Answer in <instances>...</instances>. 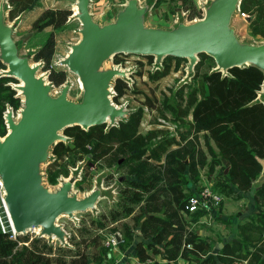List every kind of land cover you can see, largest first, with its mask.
Returning a JSON list of instances; mask_svg holds the SVG:
<instances>
[{"label":"trees","instance_id":"obj_1","mask_svg":"<svg viewBox=\"0 0 264 264\" xmlns=\"http://www.w3.org/2000/svg\"><path fill=\"white\" fill-rule=\"evenodd\" d=\"M181 2L185 9L191 7L195 12L192 0ZM26 6L23 4L20 11ZM240 9L250 10V15L254 13L249 22L252 31L264 30V0H240ZM70 13L69 8H47L33 21V27H57L66 21ZM54 45L55 34L51 30L37 49L34 59L42 58L44 68L49 69L48 78L60 84L66 78V71L64 68L55 69L51 64ZM119 54H113L115 62L119 61ZM199 54L211 56L205 52ZM12 77L5 73L0 75V119L7 105L6 98L13 99L9 102L12 105L19 102L16 89L7 83ZM204 80L208 91L202 97L192 98L191 117L195 130L203 131L209 153L196 140L188 138L184 143L168 149L162 161L160 158L149 160L150 156L147 160H139L136 153L131 154L128 158L133 162L131 172L137 178L126 181L127 186L122 188L118 203L120 207L100 213L99 218H91L88 224H80L76 228L77 233H70L67 242L49 240L30 231L10 236V232L3 231L0 226V264H108V250L101 242L100 233L94 232L93 228L102 229L118 217L128 215L132 223H123V240H130L133 228L138 227L144 238H150L147 244L151 248L153 246L154 253L161 251L168 261L184 257L195 264H240L242 259L246 260L245 264H264V180L257 188L253 187L262 169L261 158L264 157V100L257 98L264 72L254 64L236 65L224 72L218 68L211 69L204 74ZM112 86L115 90L113 99H117L125 92L127 82L116 76ZM104 126L105 122L88 128L72 124L63 129L73 136L78 145H85L89 139L95 138L97 142L93 150H97L100 147L97 146L98 141L104 135ZM107 151L104 147L97 155ZM114 151L116 154L112 160L117 157L118 146ZM207 154L211 156L208 162ZM184 161L191 176L208 163V175L214 177L212 187L222 196L235 193L241 197L244 191L252 194L256 210L247 218L246 215H239L244 220L234 223L236 232L217 251L212 250L210 238L198 234L193 227L188 228V220L184 216L194 214L197 220L215 216L214 206L210 210L204 207L194 211L181 210L189 196L198 191L187 193L180 183V168ZM86 167L84 175L74 182L80 189L91 187L89 165ZM140 199L143 204L134 212V202ZM156 239H160L162 244L155 245ZM142 241L140 239L134 248L137 254L143 253L147 257ZM140 257L143 258L142 255Z\"/></svg>","mask_w":264,"mask_h":264},{"label":"rangeland","instance_id":"obj_2","mask_svg":"<svg viewBox=\"0 0 264 264\" xmlns=\"http://www.w3.org/2000/svg\"><path fill=\"white\" fill-rule=\"evenodd\" d=\"M137 1L139 5H147L144 19L146 25L170 28L179 22L189 23L201 17L209 0H199V2L192 0L194 13L191 7L185 9L181 0ZM6 2V22L13 28L12 35L20 53L27 54L31 63L38 65L37 73L42 74L45 80L51 84V93L53 95L58 94L62 86L67 84V97L76 101L80 100L82 86L77 74L70 71L66 65L60 63L61 58L69 51L71 44L76 42L81 36L79 31L81 27L80 20L74 15L77 9V0H6ZM126 2L127 0H89V11L94 20L103 23L107 20H113L116 12ZM23 4H27L26 7L32 4L33 8L40 9L39 15L47 8L56 7L69 8L71 13L66 21L57 27L47 25L42 29H38L33 27L32 22L27 24L24 22L25 19L23 20L22 18L21 21V18L17 17ZM189 4L190 2L186 3V6H189ZM190 13H192L191 16ZM252 18H254V13L250 15V10H241L239 2L238 8L233 14L232 25L236 27V32L241 40L262 43L264 42V30L252 31L249 23ZM242 24L244 28L241 27ZM51 30L55 34L51 64L55 69L64 68L66 71V78L60 84H55L48 78L49 69L44 68L42 58L34 59L37 49ZM118 57L119 61L115 62L113 55L110 56L103 63V67H118L125 71V75L121 76L127 82L125 92L119 95L117 99H113L114 92L111 91L110 97L116 106L124 107L126 113L122 117H117L114 123H110L109 120L105 122L104 135L98 141L97 146L100 147L97 150H93V146L97 142L95 138L89 139L85 145H78L72 135L61 129L59 132L65 137L57 139L51 144L49 155L46 161L41 164L43 183L50 190L58 188L61 181L68 179L70 176L81 178L86 171V165H89L88 172L91 178V187L80 189L73 183L70 193H76L78 197H83L92 188L99 187L101 189V194L93 208H88L84 211H74L71 216L62 213L57 217L56 222L66 232L65 242H67L70 233H77L76 228L80 224H88L91 218H99L100 213H108L111 209L120 207L118 203L121 200L122 188L127 186L126 181L137 178L131 172L133 162L128 159L131 154L136 153L140 157L139 160H147V156H150L149 160H152L151 158H160L162 161L168 149L184 143L188 138L200 143L206 153H209L210 150L203 139V131L195 130L191 109L193 106L192 98L202 97L208 91L204 74L217 67L214 58L198 54L197 60L189 70V59L187 57L174 58L171 55H164L157 61L154 55L149 58L143 54L125 52L120 53ZM7 68L8 64L0 57V75L4 74L3 70ZM12 78L6 80L10 86L16 89L19 102L17 105H12L9 102H12L13 99L11 101L6 98L7 105L3 112V118L0 119V136L2 137L9 130L7 112L10 110L13 119L16 120L23 105V95L15 86L20 80L15 77L14 79ZM257 98L264 100L261 89ZM116 146H118L119 151L117 157L112 160L116 154V151H114ZM104 147L108 151L105 154L97 155ZM210 159V154H207V162ZM49 168L50 171H47ZM219 169L218 167L217 170ZM180 172L179 180L187 193L199 190L207 181H210L211 185L214 181V177L208 175V163L199 167L196 174L191 176L184 161ZM248 192L250 191L242 192V194L245 193L241 195L244 201L235 193H231L228 196H222L219 193L221 195L220 203L214 207L211 205V208H215V213L217 214L215 216L212 215L211 217L213 218L207 220H197L193 216L194 214H185L184 216L188 220V228H199L200 235L210 238L212 250H219L220 246L236 232L234 223L244 218L240 219L239 215H244L242 209L248 205L246 198ZM142 204V199L134 202V212L138 211ZM251 204L254 205V202ZM255 210L256 208L254 207L249 210V213ZM249 213L246 214L245 218H247ZM227 218L230 225L224 222L227 221ZM124 222L132 223L129 215L118 217L116 221L109 222L102 229L93 228L94 232L100 233L101 242L106 246L108 254H112L114 257L118 254L121 257L122 253L120 261L114 264H195L193 260H188L184 257L168 261L163 258L161 251L154 253L153 246L151 248L147 244L150 238H144L138 232V227L133 228L130 240L125 238V241L120 242V237L121 239L125 237L123 236L122 228ZM27 231L40 234L39 228L28 229ZM112 233H118L119 240L117 244L120 242V252L115 253L112 249L117 244L111 246V244L106 242L107 237ZM219 233L221 236H219ZM254 234L257 235V233ZM44 236L49 238V240L61 242L57 237ZM262 238H264V235H262ZM134 239L136 241L143 240L144 253H148L146 254L147 257L143 253L137 254L136 249L132 246L135 242ZM159 240L156 239L155 245L159 246L162 244V241L160 242ZM145 246H147V249ZM130 253L135 258L132 262L128 258ZM243 261L246 260H240V262ZM100 264L103 263L101 262Z\"/></svg>","mask_w":264,"mask_h":264},{"label":"water","instance_id":"obj_3","mask_svg":"<svg viewBox=\"0 0 264 264\" xmlns=\"http://www.w3.org/2000/svg\"><path fill=\"white\" fill-rule=\"evenodd\" d=\"M239 2L209 0L201 17L167 28L146 25L147 5H139L137 0H127L113 20L103 23L93 19L89 0H77L74 15L80 20L81 36L60 60L80 80L82 95L76 101L67 97V84L53 95L51 84L37 73L38 65L32 64L27 54L20 53L13 28L6 22L7 2L0 0V57L8 64L3 72L20 80L15 86L23 95L19 117L13 119L9 110V130L0 136V174L16 232L38 227L41 235L65 242L66 232L56 222L57 217L95 206L101 194L99 187L78 197L70 193L77 179L70 176L50 190L43 183L41 164L46 161L51 144L65 137L59 132L65 126L79 124L88 128L107 120L114 123L126 113L110 97L111 81L115 76H124L125 71L103 67L113 54L154 55L157 61L164 55L187 57L190 70L197 55L205 52L214 58L216 68L223 71L236 65L254 64L264 72V42L241 40L231 24ZM261 92L264 95V81Z\"/></svg>","mask_w":264,"mask_h":264},{"label":"built area","instance_id":"obj_4","mask_svg":"<svg viewBox=\"0 0 264 264\" xmlns=\"http://www.w3.org/2000/svg\"><path fill=\"white\" fill-rule=\"evenodd\" d=\"M110 91L115 93L113 86L110 85ZM221 195L213 189L210 181L204 183V185L195 193L191 194L188 198V201L185 204L184 209H181L182 212L189 210L194 211L198 207H204L210 209L211 205L215 206L220 203ZM0 226L3 231H9L10 236H14L17 233L12 225L9 209L6 202V189L4 186L3 178L0 174ZM118 233H112L109 235L106 240L107 244L111 246L116 245L118 242ZM111 237V238H110Z\"/></svg>","mask_w":264,"mask_h":264},{"label":"crops","instance_id":"obj_5","mask_svg":"<svg viewBox=\"0 0 264 264\" xmlns=\"http://www.w3.org/2000/svg\"><path fill=\"white\" fill-rule=\"evenodd\" d=\"M197 2H199V0H196ZM39 13H40V9L38 10L37 8H33L32 7V4H30L28 7H26L25 9H22L21 11H19V14L17 15V17L18 18H21V21H22V18H23V20H24V22L25 23H27V24H29V23H33V21L36 19V17L39 15ZM231 24H232V22H231ZM241 27L242 28H244V25L242 24L241 25ZM234 28H235V31H236V27L234 26ZM223 161L226 163V164H228V162H227V160L226 159H223ZM261 163H262V169H261V171H260V173H259V175H258V177L255 179V181H254V183H253V187L254 188H257L258 186H259V184H260V182H262L263 180H264V157L263 158H261ZM243 194H245V193H243ZM242 194V195H243ZM252 194H251V192H248V195H246L247 197V200H248V205L244 208V209H242V211H243V213H244V215H246V214H248L249 213V210H252L253 208H254V205H252L251 203L253 202V197L251 196ZM241 200L242 201H244V199H243V197L241 196ZM248 212V213H247ZM243 214H242V216H244ZM209 218H213V217H211V215H209L207 218H205V217H201L200 219H203V220H207V219H209ZM228 218H227V221H224V222H226L228 225H230V222L228 223ZM199 228H196L195 230H196V232L197 233H199L200 234V231L198 230ZM138 231V230H137ZM139 232V231H138ZM140 233V232H139ZM219 236H221V234L219 233ZM134 240H135V242H134ZM133 240V244H132V246H134L139 240H137L136 241V239H134ZM120 241H123V237H122V239H121V237H120ZM119 244H120V242L116 245V246H114L112 249H113V251L115 252V253H117V252H120V249H119ZM222 246V245H221ZM220 246V247H221ZM134 248V247H133ZM108 261H107V263L108 264H114L115 262H119L120 261V259H121V257H122V253H121V257L117 254V255H115V257L114 256H112V254H108ZM114 258V259H113ZM128 258H130V261L132 262L133 260H135V258L133 257V254L131 255V253L129 254V257ZM181 258V257H180ZM165 259V258H164ZM167 260V259H166ZM242 260H244V259H242ZM244 262V263H243ZM243 262H240V264H245L246 263V261H243Z\"/></svg>","mask_w":264,"mask_h":264},{"label":"bare ground","instance_id":"obj_6","mask_svg":"<svg viewBox=\"0 0 264 264\" xmlns=\"http://www.w3.org/2000/svg\"><path fill=\"white\" fill-rule=\"evenodd\" d=\"M32 229H38V227H37V228L35 227V228H32ZM53 237H54V236H53Z\"/></svg>","mask_w":264,"mask_h":264}]
</instances>
